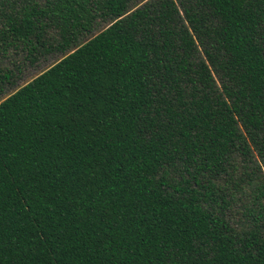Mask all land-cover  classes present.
<instances>
[{"label": "trees", "instance_id": "obj_1", "mask_svg": "<svg viewBox=\"0 0 264 264\" xmlns=\"http://www.w3.org/2000/svg\"><path fill=\"white\" fill-rule=\"evenodd\" d=\"M0 264H264V0H0Z\"/></svg>", "mask_w": 264, "mask_h": 264}, {"label": "rangeland", "instance_id": "obj_2", "mask_svg": "<svg viewBox=\"0 0 264 264\" xmlns=\"http://www.w3.org/2000/svg\"><path fill=\"white\" fill-rule=\"evenodd\" d=\"M55 61V58L50 57L47 58L45 60H41L39 61L40 63L38 64V66H36V68L33 69H28L25 73V77L23 78V80H21L19 82V85L23 84L24 82L28 81L29 79L33 78L34 76H36L38 73H40V71H42L43 69H46L48 66H50L53 62Z\"/></svg>", "mask_w": 264, "mask_h": 264}]
</instances>
